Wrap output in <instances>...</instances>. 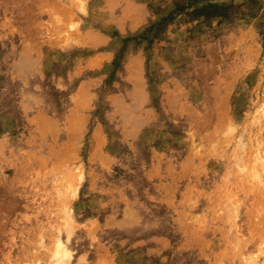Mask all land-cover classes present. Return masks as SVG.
<instances>
[{
	"label": "rangeland",
	"instance_id": "374dc122",
	"mask_svg": "<svg viewBox=\"0 0 264 264\" xmlns=\"http://www.w3.org/2000/svg\"><path fill=\"white\" fill-rule=\"evenodd\" d=\"M57 260L264 264V0H0V264Z\"/></svg>",
	"mask_w": 264,
	"mask_h": 264
},
{
	"label": "bare ground",
	"instance_id": "6f19581e",
	"mask_svg": "<svg viewBox=\"0 0 264 264\" xmlns=\"http://www.w3.org/2000/svg\"><path fill=\"white\" fill-rule=\"evenodd\" d=\"M56 244H57V245H56V249H55V250H56V254H59V253H61V252L63 253L65 250L62 249V247L60 246V243L57 242ZM55 250H54V251H55ZM57 258H58V257H57ZM59 263H61V261H60V260H57V264H59Z\"/></svg>",
	"mask_w": 264,
	"mask_h": 264
}]
</instances>
